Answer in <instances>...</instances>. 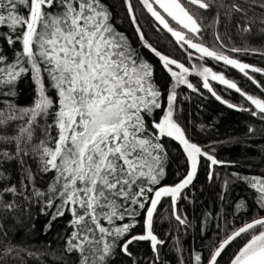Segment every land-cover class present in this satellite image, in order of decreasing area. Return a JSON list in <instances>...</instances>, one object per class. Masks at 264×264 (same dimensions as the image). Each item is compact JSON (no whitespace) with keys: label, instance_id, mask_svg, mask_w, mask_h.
Masks as SVG:
<instances>
[{"label":"snow or ice","instance_id":"1","mask_svg":"<svg viewBox=\"0 0 264 264\" xmlns=\"http://www.w3.org/2000/svg\"><path fill=\"white\" fill-rule=\"evenodd\" d=\"M121 2L141 47L158 58L174 81L166 96L156 82L154 66L116 28L109 0H0V264L13 260L24 264L25 255L38 260L51 256L53 264H112L118 253L139 264L130 250L136 242L149 243L151 264H156L166 243L155 231L162 200L170 199L177 231L186 229L189 221L181 215L178 200L193 184L202 160L208 162L210 181L218 175L215 166L233 163L217 159L187 138L175 112L178 86L198 91L186 77L189 68L157 50L146 38L132 0ZM137 3L181 47L238 69L264 91L248 71L264 73V69L200 40L205 30H212L215 41L226 47L215 31L226 20V27L234 25L242 41L229 52L264 56V0ZM208 12L214 13L210 21ZM225 35L231 40V35ZM252 40L260 41V46L249 43ZM27 75L35 94L30 105L21 106L16 100L18 82ZM198 75L203 77V88L217 100L237 107L222 100L209 76L240 93L255 109L240 110L264 121V99L244 92L209 67H202ZM49 86L55 97L49 95ZM248 131L254 129L250 126ZM163 138L177 141L186 156V174L177 173L178 182L173 184L162 183L167 159ZM236 184H244L256 207L264 210V172L228 174L221 185V201ZM34 206L38 214L49 217L45 231L58 219L69 217L71 231L60 237L59 254L13 242L12 228L24 227V217L31 220ZM246 206L241 197L237 208ZM140 216L142 231L133 234ZM222 231L225 236L209 245L206 264H219L226 247L245 237L230 264H264V216L255 215L238 228ZM173 240L175 250L181 252L179 238ZM180 264H185L183 258ZM191 264H204L202 254L193 251Z\"/></svg>","mask_w":264,"mask_h":264},{"label":"trees","instance_id":"2","mask_svg":"<svg viewBox=\"0 0 264 264\" xmlns=\"http://www.w3.org/2000/svg\"><path fill=\"white\" fill-rule=\"evenodd\" d=\"M136 7V15L146 34L148 41L163 54L169 55L178 62L183 63L189 68L186 74L190 83L198 89L193 91L186 85L177 87L179 93L177 100V111L175 118L185 129L186 136L191 142L197 143L202 148L207 149L222 161L233 162L231 166L223 167L217 165L214 171L218 174L213 180L208 179L207 161L201 162L197 176L193 184L184 192V198L178 200V207L182 216L189 221V226L177 231V222L171 216L170 199L164 198L158 206L155 216V231L157 235L166 241L161 246L159 260L156 264H180L183 258L185 264H191L193 251L199 252L204 257V264L209 253V245L212 241H217L225 236L222 229H233L241 226L245 221H250L255 215L264 216V210L256 207L251 199V193L244 184H236L232 187L230 195L221 201V185L223 178L232 172L241 174H259L264 172V121L258 116H252L251 111L240 109L255 110L240 93L233 89H228L218 81H212L209 76V83L213 89L221 96L222 100L237 105L236 108H229L226 103L217 100L211 93L203 88V77L198 75L202 67H209L217 74H224L226 78L237 83L244 92L264 99V91L257 84L249 80L238 69L226 66L222 61L218 62L212 58H202L194 49L181 47L167 30L159 26L154 18L151 17L137 0H132ZM114 13V24L118 31L124 33L134 47L139 48L155 69V79L164 90L165 96L169 85L173 84L169 74L163 69L157 57L150 50L141 47L135 27L128 17L126 9L121 0H109ZM162 12V10H160ZM208 19L211 20L213 12H208ZM170 19V18H169ZM172 24H175L173 21ZM227 21H223L215 26V31L219 32L224 40L226 47L221 48L219 42L215 41L212 30H205L200 37L207 46L215 47L217 50L224 51L225 54L233 58L264 69V56L259 54L244 55L243 53H232L228 48L232 46L240 47L242 41L237 34L234 25L228 26ZM231 35V40L225 35ZM253 46L259 47L260 41H249ZM20 47L19 44L16 45ZM11 55V52H9ZM174 70L175 66H173ZM251 75L260 85L264 86V73H254L249 69ZM17 102L21 106L30 105L34 96V85L30 75L25 76L18 82ZM49 95L55 97V90L50 86ZM157 118L160 113L157 112ZM254 131L249 133V127ZM167 148V159L165 161L166 176L162 183L173 184L178 182L177 173L186 174V156L182 146L177 141L170 138H163ZM248 165H252L251 168ZM179 178H183L181 175ZM49 177L45 176L44 181ZM241 197L247 201L246 207L237 208V202ZM15 215H20L16 213ZM49 217L38 214L35 206L33 207L32 218L28 220L24 217V227H13L11 235L13 242L21 247L30 248L33 251H56L59 254L63 250V240L65 232H70L67 226L68 216L54 222L51 230L45 231L44 225ZM141 221L134 229L133 234L142 231V216L137 217ZM34 225V227H33ZM11 227V224L9 225ZM219 233V237L217 236ZM173 237H178L181 242L182 251L177 252L174 247ZM247 237L237 238L222 252L218 258L219 264H230L231 256L239 250L246 242ZM133 258L139 264H151L153 253L148 242H136L130 246ZM112 264H132V259L123 254H116L111 258ZM11 264H20L18 260H13ZM24 264H53L51 256L43 259L29 258L24 256Z\"/></svg>","mask_w":264,"mask_h":264}]
</instances>
